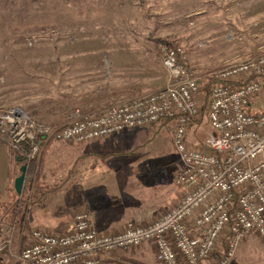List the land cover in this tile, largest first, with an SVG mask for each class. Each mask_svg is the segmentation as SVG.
I'll return each mask as SVG.
<instances>
[{"label":"rangeland","instance_id":"rangeland-1","mask_svg":"<svg viewBox=\"0 0 264 264\" xmlns=\"http://www.w3.org/2000/svg\"><path fill=\"white\" fill-rule=\"evenodd\" d=\"M64 1L0 0V111L18 108L35 121L61 127L77 109L102 111L156 92L168 78L160 43L184 47L207 92L210 72L264 55V0H81L79 9L72 6L79 1ZM262 91L252 100L253 112L264 110ZM202 99V120L190 133L195 145L214 133L206 91ZM174 130L175 121L167 120L115 135L124 136L119 144L124 157L108 158L120 169L112 176H119L138 210L153 207L158 216L179 199ZM0 144L7 145L1 138ZM59 145L65 151L75 143ZM81 176L90 175L73 165L53 166L36 191L17 195L11 187L0 207V236L13 229V255L31 243L32 231L62 233L80 209L90 211L75 187H81ZM257 241L250 236L248 243L259 249ZM252 252L246 264H259ZM103 258L104 264H160L150 247Z\"/></svg>","mask_w":264,"mask_h":264},{"label":"built area","instance_id":"built-area-1","mask_svg":"<svg viewBox=\"0 0 264 264\" xmlns=\"http://www.w3.org/2000/svg\"><path fill=\"white\" fill-rule=\"evenodd\" d=\"M159 51L168 76L164 88L102 111L77 109L61 127L35 121L18 108L0 111V138L28 166L43 137L80 144L173 120L178 201L151 223L130 220L110 233L100 232L91 212L80 209L62 233L32 231L31 243L18 255L8 228L0 236V264L12 258L15 264H104V256L145 243L152 244L160 264H231L251 235L264 244V110H250L263 90L264 55L210 72L207 92L183 46L160 43ZM205 91L214 133L195 145L190 133Z\"/></svg>","mask_w":264,"mask_h":264},{"label":"crops","instance_id":"crops-1","mask_svg":"<svg viewBox=\"0 0 264 264\" xmlns=\"http://www.w3.org/2000/svg\"><path fill=\"white\" fill-rule=\"evenodd\" d=\"M69 1L71 0H65L64 3H69ZM75 1H79V6L72 5L75 9H79L80 7L84 8L81 0ZM250 110L253 112L251 107ZM126 132L128 131L121 133ZM118 134L120 133L115 135L117 136ZM115 135L103 141L98 140L66 146L64 147L65 151H58L60 149V142H49L50 139H43L41 144V149L45 148L46 153L45 160L43 161V174L47 168L53 166L61 167V165H73L79 174L89 173L90 176L88 179L83 180L82 176L80 177V182H82L80 183L81 187L78 185L75 187L82 199L83 197L87 198V200H82L84 202L82 205L89 208L96 228L103 233L121 231L130 220L137 221L141 224L151 223L157 218L156 213H159L153 207L138 210V204L134 201H129L127 198L130 196V193L128 191H122L123 188L119 185V176H112L120 172V169L114 166L113 163L111 164L112 160L108 158L113 157V154L124 157L122 155L123 152L119 148V144H123L121 141H123L124 136H119L120 138H118ZM104 162H107L108 166H105ZM20 173V165L13 156V151L7 145L0 144V204L7 199L11 187L14 188L15 179ZM97 173L99 177L95 176ZM42 180L43 178L41 176L39 183ZM29 184L33 185L34 182ZM116 184H118L117 187ZM124 198L125 200H123ZM251 236L259 240L257 241L261 244L259 245V249L251 246L255 244L249 245L248 237L240 245V251L236 253L237 255L231 264H246L247 259L245 256L248 252L252 251L258 263L264 264V244L256 235ZM142 247H150L154 251L150 243H145L139 248Z\"/></svg>","mask_w":264,"mask_h":264},{"label":"trees","instance_id":"trees-1","mask_svg":"<svg viewBox=\"0 0 264 264\" xmlns=\"http://www.w3.org/2000/svg\"><path fill=\"white\" fill-rule=\"evenodd\" d=\"M201 120H202V116L199 115L194 120V123H200ZM165 121H167V120H165ZM169 121H171V120H169ZM175 126H176V122H175ZM49 142H52V139H50ZM45 155H46L45 148H42L40 150L37 158L34 161H32L31 164L28 165V170H27V174H26V180H25L23 193L26 190L33 191L36 189V184L39 183V178L43 175V161L45 160ZM13 156L15 157L16 161L18 162V164L20 166L26 164L24 158L22 156H20L17 152L13 151ZM32 182H34V184L30 185L29 183H32ZM1 206H2V204H0V207Z\"/></svg>","mask_w":264,"mask_h":264},{"label":"water","instance_id":"water-1","mask_svg":"<svg viewBox=\"0 0 264 264\" xmlns=\"http://www.w3.org/2000/svg\"><path fill=\"white\" fill-rule=\"evenodd\" d=\"M43 139H44V137H43ZM27 170H28V166L26 164L22 165L20 167L21 174L15 179L14 189H15V192L17 195L22 194L25 179H26Z\"/></svg>","mask_w":264,"mask_h":264}]
</instances>
